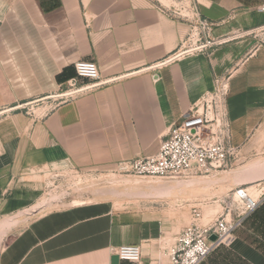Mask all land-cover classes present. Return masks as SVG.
<instances>
[{
  "label": "crops",
  "instance_id": "1",
  "mask_svg": "<svg viewBox=\"0 0 264 264\" xmlns=\"http://www.w3.org/2000/svg\"><path fill=\"white\" fill-rule=\"evenodd\" d=\"M194 2L217 43L170 61L193 24L161 7H172L169 0H0V239L8 237L0 264H139L117 255L124 245L141 246V264H170L167 248L181 228L161 209L149 215L144 205L90 200L22 215L52 172L107 171L156 154L170 127L229 70L238 152L231 168L264 152V46L249 33L264 25V0ZM80 60L97 62L110 82L46 105L68 88ZM220 180L210 189L229 183ZM187 186L175 185L176 201H198L205 190ZM202 264H264V208Z\"/></svg>",
  "mask_w": 264,
  "mask_h": 264
},
{
  "label": "built area",
  "instance_id": "2",
  "mask_svg": "<svg viewBox=\"0 0 264 264\" xmlns=\"http://www.w3.org/2000/svg\"><path fill=\"white\" fill-rule=\"evenodd\" d=\"M173 6L161 5L171 16L192 23L185 48L169 58L174 60L187 52L200 51L214 46L217 42L210 37L213 25L201 17L194 0H169ZM173 8V9H172ZM264 11V4L258 7ZM196 20V23H194ZM260 38L264 46V25L249 32ZM183 46V47H184ZM76 77L67 82L68 88L45 98L50 107L73 98L77 93L98 88L110 80L101 78L95 61L80 60L75 64ZM232 71L215 78L213 89L187 110L181 120L175 122L161 140L159 151L151 156L121 161L112 171L126 175L163 178L165 181H190L201 176L216 175L231 168L237 158L233 146L228 95ZM86 79L87 82H81ZM34 104H28L27 111ZM68 177L78 182L92 176L99 170H80L74 167L64 170ZM66 176V175H64ZM73 179V180H74ZM230 199V200H229ZM264 201V186L257 195L249 188L239 186L223 199V210L212 224H203V211L197 205L191 206L192 222L182 229L176 240L167 248L170 264H202L210 254L226 240L233 237L244 225L247 218ZM215 235L216 239L211 240ZM123 260L141 264L140 245H124L116 249Z\"/></svg>",
  "mask_w": 264,
  "mask_h": 264
},
{
  "label": "rangeland",
  "instance_id": "3",
  "mask_svg": "<svg viewBox=\"0 0 264 264\" xmlns=\"http://www.w3.org/2000/svg\"><path fill=\"white\" fill-rule=\"evenodd\" d=\"M259 161L264 162V152L261 153L253 150L247 157L244 165L240 164L238 166H244L243 168H245ZM238 166L235 165L234 168H229L227 172H220L216 175L201 176L190 181L174 180L171 181L172 183L170 181H165L163 178L146 177V179H144L112 170H99L94 172L92 176H88L85 180L78 182L74 178L68 177L65 171L57 170L52 172L48 179L45 180V189L43 190L38 204H36L33 209L24 212L22 219L63 205L86 203L90 200H109L113 203L115 208L126 209L130 206L144 205L147 207V214L149 215H152L159 209L163 210L164 213H172L174 216L172 219L174 222L173 225L181 228L179 231L180 234L181 230L189 226L192 222V205H197L202 209L203 224H212L223 210L222 205L225 196L228 194L232 195L237 187L242 186L244 188H249L250 192L258 194L260 189L264 186V178L257 181L253 180L264 176V168L260 167L250 171L248 170L245 172V175L239 176L235 172L239 168ZM261 168H263V171H261ZM225 178H227L229 183L224 187L222 186L220 192H215L210 189V187L218 184L221 181L220 179ZM153 180L160 181L162 185H167L166 183H168L185 188L188 187L187 185H192L189 184L192 182L193 184H200L205 190L199 195L200 199L198 201L181 202L175 199V189L167 194L149 188L147 186L149 184L146 183L147 181L155 183L156 181ZM196 189L199 188L190 187L188 188V193L193 194V192H196ZM214 195L216 196L212 197ZM262 208H264V201L260 204L258 209L247 218L243 226L249 224L251 219L258 211H261ZM176 212L178 214H176ZM10 237L11 236H9V238ZM7 240L8 237L0 239V250Z\"/></svg>",
  "mask_w": 264,
  "mask_h": 264
},
{
  "label": "bare ground",
  "instance_id": "4",
  "mask_svg": "<svg viewBox=\"0 0 264 264\" xmlns=\"http://www.w3.org/2000/svg\"><path fill=\"white\" fill-rule=\"evenodd\" d=\"M263 165V162H261V161H259V162H257V163H255V164H253V165H251V166H247V167H245V168H241L240 169V172L243 174V173H245L246 171H250V170H253V169H257V168H260L261 166ZM153 181H156L155 183H152V182H149V181H147V183L146 184H149V185H147L149 188H151V189H153V190H155V191H157V190H159V191H161V192H163V193H167V194H169V193H171L173 190H174V188H175V185L174 184H168V183H166L167 185H162L161 184V182L160 181H157V180H153ZM149 182V183H148ZM137 184H139V183H137ZM189 184H193L192 182L191 183H189ZM145 185V184H144ZM155 193V192H154ZM252 194H254V195H257V193H252ZM74 204H76V203H74ZM78 204V203H77Z\"/></svg>",
  "mask_w": 264,
  "mask_h": 264
},
{
  "label": "water",
  "instance_id": "5",
  "mask_svg": "<svg viewBox=\"0 0 264 264\" xmlns=\"http://www.w3.org/2000/svg\"><path fill=\"white\" fill-rule=\"evenodd\" d=\"M210 238H211V240H215L216 239V236L215 235H212Z\"/></svg>",
  "mask_w": 264,
  "mask_h": 264
}]
</instances>
